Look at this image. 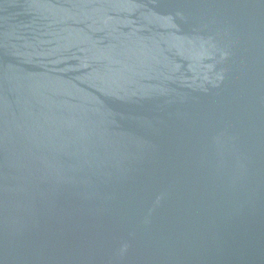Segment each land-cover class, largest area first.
<instances>
[{
  "label": "water",
  "instance_id": "1",
  "mask_svg": "<svg viewBox=\"0 0 264 264\" xmlns=\"http://www.w3.org/2000/svg\"><path fill=\"white\" fill-rule=\"evenodd\" d=\"M0 264H264V0H0Z\"/></svg>",
  "mask_w": 264,
  "mask_h": 264
}]
</instances>
